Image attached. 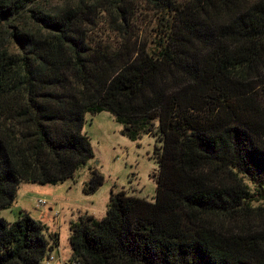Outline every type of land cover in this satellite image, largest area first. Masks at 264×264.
<instances>
[{
	"label": "trees",
	"instance_id": "trees-1",
	"mask_svg": "<svg viewBox=\"0 0 264 264\" xmlns=\"http://www.w3.org/2000/svg\"><path fill=\"white\" fill-rule=\"evenodd\" d=\"M47 1L0 0V211L93 160L85 116L106 112L159 144L155 196L70 223L67 264H264V0ZM49 239L0 218V264H43Z\"/></svg>",
	"mask_w": 264,
	"mask_h": 264
},
{
	"label": "rangeland",
	"instance_id": "rangeland-1",
	"mask_svg": "<svg viewBox=\"0 0 264 264\" xmlns=\"http://www.w3.org/2000/svg\"><path fill=\"white\" fill-rule=\"evenodd\" d=\"M71 0H48V8L57 10ZM137 24L140 26L137 41L149 39L151 29L155 27L152 14H138ZM21 25V23H20ZM6 35L0 31V48L6 46ZM123 127L117 124L110 113L86 115L82 133L88 137L94 158L85 167L80 168L74 177L57 186H38L43 189L41 194L34 196L46 201L41 208L40 220L44 227L47 242L51 243L49 235L58 236L59 252L53 264H67L70 260L68 243L70 223L85 215L102 219L106 214L107 204L111 194L124 191L127 196H134L151 201L155 196L154 175L158 167L154 158V150L159 144L148 136H143L135 142L122 135ZM90 168L96 169L103 177L102 185L91 195L82 193L83 184L89 180ZM31 202V201H29ZM51 206L49 212L48 206ZM33 210V206L30 207ZM56 213L58 215L56 216ZM19 215L18 210L0 211V218L13 223Z\"/></svg>",
	"mask_w": 264,
	"mask_h": 264
},
{
	"label": "crops",
	"instance_id": "crops-1",
	"mask_svg": "<svg viewBox=\"0 0 264 264\" xmlns=\"http://www.w3.org/2000/svg\"><path fill=\"white\" fill-rule=\"evenodd\" d=\"M42 192L43 189H39L35 185L21 184L17 192L15 204L12 208H14V210H18L19 212L23 211L28 213L31 218L38 222L41 218L40 212L43 211H41V208H36L34 196L41 194ZM31 206H33V210H31ZM48 208L49 212H51L50 205Z\"/></svg>",
	"mask_w": 264,
	"mask_h": 264
},
{
	"label": "built area",
	"instance_id": "built-area-1",
	"mask_svg": "<svg viewBox=\"0 0 264 264\" xmlns=\"http://www.w3.org/2000/svg\"><path fill=\"white\" fill-rule=\"evenodd\" d=\"M47 205L46 201L38 199L37 201H35V206L36 208H44ZM58 215V213H56V216ZM54 251L59 252V246L54 248V250L52 252H49L47 254V257L45 258V260L43 261V264H53V262H55L56 257L54 256ZM60 264H65L62 262H60Z\"/></svg>",
	"mask_w": 264,
	"mask_h": 264
},
{
	"label": "water",
	"instance_id": "water-1",
	"mask_svg": "<svg viewBox=\"0 0 264 264\" xmlns=\"http://www.w3.org/2000/svg\"><path fill=\"white\" fill-rule=\"evenodd\" d=\"M12 19L9 20H2L3 22L9 23Z\"/></svg>",
	"mask_w": 264,
	"mask_h": 264
}]
</instances>
